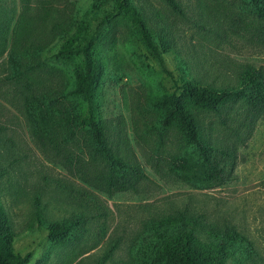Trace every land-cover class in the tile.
I'll return each instance as SVG.
<instances>
[{
  "label": "rangeland",
  "instance_id": "rangeland-1",
  "mask_svg": "<svg viewBox=\"0 0 264 264\" xmlns=\"http://www.w3.org/2000/svg\"><path fill=\"white\" fill-rule=\"evenodd\" d=\"M118 1L0 0V202L17 253H31L30 264H96L116 245L107 264H145L147 223L185 214L234 228L255 248L241 264H264V112L249 129L242 101L202 115L213 145L236 159L230 181L200 190L169 172L173 156L193 151L158 122L154 107L172 91L164 65L215 87L237 84L242 65L264 70V24L248 0H175L182 13L166 0H129L155 42L171 41L160 60L117 11ZM81 20L95 31L105 65L97 119L109 146L145 171L136 190L110 194L93 186L91 176L106 163L86 132L58 124L65 109L74 115L85 107L71 94L83 58L60 56L69 40L81 44ZM78 214L85 226L68 243L52 242L48 225Z\"/></svg>",
  "mask_w": 264,
  "mask_h": 264
},
{
  "label": "trees",
  "instance_id": "trees-1",
  "mask_svg": "<svg viewBox=\"0 0 264 264\" xmlns=\"http://www.w3.org/2000/svg\"><path fill=\"white\" fill-rule=\"evenodd\" d=\"M166 1L175 12L182 13L175 0ZM248 1L254 15L264 24V0ZM117 11L136 27L149 51L158 59L162 60L171 50V41L167 38L161 37L159 44L154 41L143 17L129 0L118 1ZM105 16L109 17V13L106 12ZM80 24L77 38L81 44L76 45L75 41L69 40L60 56L83 58L82 66L74 68L71 94L80 99L85 107L74 115L65 109L58 117V124L65 130L76 125L86 132L106 163L105 171L91 176L90 183L93 186L110 194L136 190L146 178L145 171L138 164L128 163L109 146L104 124L97 119L94 100L105 76V65L95 53V31H90L91 27L86 26L83 20ZM262 36L264 38V31ZM164 69L173 79V86L169 94L154 103V107L161 110L158 122L166 129H175L193 151L192 154L173 156L169 172L200 190L227 183L232 179L236 153L213 145L211 134L205 130L202 115H220L225 106L242 101L245 106L242 123L249 129L254 119L264 112V70L250 64L242 65L237 84L215 87L184 73L177 77L165 65ZM8 217L0 202V264H30L32 254L21 255L15 249L16 235ZM86 219L84 215L78 214L69 220L49 224L50 240L68 243L77 230L85 226ZM146 229L145 264H228L234 258L237 259L236 264H241L242 259L246 261L252 258L255 250L253 243L234 228L221 230L213 223L185 214L152 219ZM115 250L116 245L96 264H107Z\"/></svg>",
  "mask_w": 264,
  "mask_h": 264
}]
</instances>
